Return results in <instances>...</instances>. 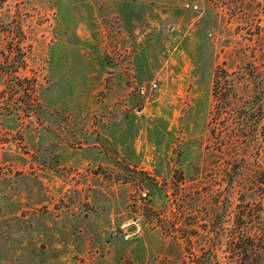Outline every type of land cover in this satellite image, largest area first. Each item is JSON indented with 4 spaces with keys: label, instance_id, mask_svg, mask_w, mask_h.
<instances>
[{
    "label": "rangeland",
    "instance_id": "374dc122",
    "mask_svg": "<svg viewBox=\"0 0 264 264\" xmlns=\"http://www.w3.org/2000/svg\"><path fill=\"white\" fill-rule=\"evenodd\" d=\"M186 1L3 2L28 51L0 70V264L243 262L235 212L264 202V0Z\"/></svg>",
    "mask_w": 264,
    "mask_h": 264
},
{
    "label": "trees",
    "instance_id": "16d2710c",
    "mask_svg": "<svg viewBox=\"0 0 264 264\" xmlns=\"http://www.w3.org/2000/svg\"><path fill=\"white\" fill-rule=\"evenodd\" d=\"M4 1L0 0V8ZM244 9L248 12L246 6ZM25 39L26 35L18 21H0V70L10 78L17 77L16 72L26 64L28 49L23 45ZM5 40L7 43L4 45ZM235 213L238 219L236 235L242 241L239 252L245 255L240 264H264V202H247L239 206ZM190 255L193 264H219L217 250L211 247L202 248L197 254L190 252Z\"/></svg>",
    "mask_w": 264,
    "mask_h": 264
},
{
    "label": "built area",
    "instance_id": "2783aa9c",
    "mask_svg": "<svg viewBox=\"0 0 264 264\" xmlns=\"http://www.w3.org/2000/svg\"><path fill=\"white\" fill-rule=\"evenodd\" d=\"M185 6L189 9H197L198 5H197V0H187L185 2ZM157 88V83L156 82H151L149 84H140L137 87V92L141 95H145L147 93L148 90H153ZM141 195L143 197L146 196V192H142Z\"/></svg>",
    "mask_w": 264,
    "mask_h": 264
},
{
    "label": "water",
    "instance_id": "95a60500",
    "mask_svg": "<svg viewBox=\"0 0 264 264\" xmlns=\"http://www.w3.org/2000/svg\"><path fill=\"white\" fill-rule=\"evenodd\" d=\"M133 227H130L129 229H132Z\"/></svg>",
    "mask_w": 264,
    "mask_h": 264
}]
</instances>
